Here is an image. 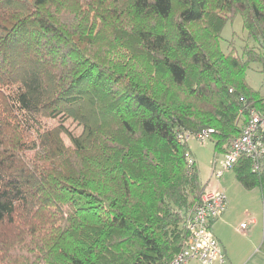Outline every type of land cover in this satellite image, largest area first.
Segmentation results:
<instances>
[{
    "label": "trees",
    "instance_id": "trees-1",
    "mask_svg": "<svg viewBox=\"0 0 264 264\" xmlns=\"http://www.w3.org/2000/svg\"><path fill=\"white\" fill-rule=\"evenodd\" d=\"M237 16L256 47L224 53ZM257 63L264 0H0V264H169L204 192L181 137L225 153L263 111ZM231 170L264 186L247 157Z\"/></svg>",
    "mask_w": 264,
    "mask_h": 264
},
{
    "label": "built area",
    "instance_id": "built-area-1",
    "mask_svg": "<svg viewBox=\"0 0 264 264\" xmlns=\"http://www.w3.org/2000/svg\"><path fill=\"white\" fill-rule=\"evenodd\" d=\"M247 112L248 118L241 122V134L230 141L221 159L213 163L211 178L217 182L221 181L224 173L231 170L241 157H247L251 161L253 173H261L264 170V143L260 138V132L264 131V112L253 109ZM181 138L182 140L195 138L203 144L210 141L211 131L205 130L195 136L185 133ZM186 159L188 166L194 164L189 154H186ZM226 209L227 198L222 190H204L200 204L185 215L188 238L184 248L169 264H190L193 261L199 264L215 262L224 264L223 250L211 228L213 223L223 216ZM250 222L248 219L244 220L240 228L245 229Z\"/></svg>",
    "mask_w": 264,
    "mask_h": 264
},
{
    "label": "crops",
    "instance_id": "crops-1",
    "mask_svg": "<svg viewBox=\"0 0 264 264\" xmlns=\"http://www.w3.org/2000/svg\"><path fill=\"white\" fill-rule=\"evenodd\" d=\"M189 150L204 190L220 189L227 198L225 213L211 228L223 250L224 264H264V186L262 189L246 191L236 181L232 170L224 173L225 181L221 179L217 182L211 178L212 163L219 161L221 156H213L209 165L205 166L191 151V147ZM246 219L251 222L241 229L240 224ZM190 264L199 263L193 261Z\"/></svg>",
    "mask_w": 264,
    "mask_h": 264
},
{
    "label": "rangeland",
    "instance_id": "rangeland-1",
    "mask_svg": "<svg viewBox=\"0 0 264 264\" xmlns=\"http://www.w3.org/2000/svg\"><path fill=\"white\" fill-rule=\"evenodd\" d=\"M229 44L234 46L238 54H241V48H243L244 46L248 48L256 47V44L252 40L247 38L246 33L243 31V28H242L241 18L238 16L232 22L227 23L221 33L220 47L224 53L228 52V49L230 46ZM246 82L254 91L259 93L260 97L264 99V64H260V63L252 64L246 74ZM29 85L34 86V87L37 86V80L35 79V77L32 76V78L29 80ZM261 105L263 107L262 112H264V100ZM253 110L261 111L257 109H253ZM247 118H248V115L245 117V119L241 118L239 124L241 125V122H243V120L246 121ZM59 124H63V126L70 133L74 135H78L81 131L80 127H78V125H76L71 120H63V121L59 119H56V120L42 119L41 120V126H45V127H55ZM62 138L65 144L67 146H70V142L68 138L66 137V135H62ZM190 139L191 138L186 140L188 147H191V151L196 155L197 159L200 162L204 163L205 166H208L209 162L213 159V156H214V153H213L214 150H213V147L211 146L212 145L211 142L208 141L204 145H201L197 140L195 139L190 140ZM227 147H225V150L227 149ZM222 155H219V156H222ZM191 158L193 159L192 155H191ZM212 167H213V163H212ZM222 179L223 181H225L224 176L222 177Z\"/></svg>",
    "mask_w": 264,
    "mask_h": 264
}]
</instances>
